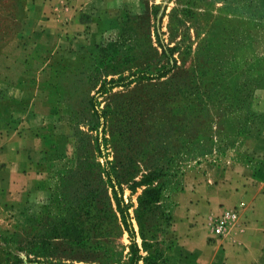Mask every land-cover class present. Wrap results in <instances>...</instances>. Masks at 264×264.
<instances>
[{
	"label": "rangeland",
	"instance_id": "374dc122",
	"mask_svg": "<svg viewBox=\"0 0 264 264\" xmlns=\"http://www.w3.org/2000/svg\"><path fill=\"white\" fill-rule=\"evenodd\" d=\"M19 2L0 0L14 55ZM113 4L36 49L49 107L25 198L0 211V264H165L175 205L264 186V0Z\"/></svg>",
	"mask_w": 264,
	"mask_h": 264
},
{
	"label": "crops",
	"instance_id": "0c3cea01",
	"mask_svg": "<svg viewBox=\"0 0 264 264\" xmlns=\"http://www.w3.org/2000/svg\"><path fill=\"white\" fill-rule=\"evenodd\" d=\"M116 0H21L22 22L15 40L0 47V72L15 71L13 81L0 74V211L22 204L32 182L38 144L43 142L39 129L43 110L49 107L46 78L49 66L39 48L57 45L64 34L78 37L79 16H97L111 11ZM54 38V39H53ZM6 51V53H4ZM9 51V52H8ZM49 61V60H48ZM39 64L35 67L33 64ZM39 75L44 79H39ZM32 76H36L33 78ZM229 183L220 185L225 204H212L201 190L173 208L171 245L165 264H264V186L246 185L230 200ZM200 195L202 197H200ZM198 196V197H197ZM197 197V198H196ZM209 211V222H200L197 213ZM223 211L228 216L224 231L214 236L210 225Z\"/></svg>",
	"mask_w": 264,
	"mask_h": 264
},
{
	"label": "built area",
	"instance_id": "2783aa9c",
	"mask_svg": "<svg viewBox=\"0 0 264 264\" xmlns=\"http://www.w3.org/2000/svg\"><path fill=\"white\" fill-rule=\"evenodd\" d=\"M233 213L229 211H223L220 215L216 216L211 223V232L214 236H219L225 229L227 224V217L232 216Z\"/></svg>",
	"mask_w": 264,
	"mask_h": 264
}]
</instances>
